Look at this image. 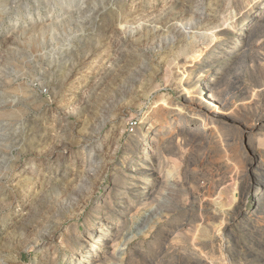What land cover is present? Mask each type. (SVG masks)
Returning a JSON list of instances; mask_svg holds the SVG:
<instances>
[{
    "label": "rangeland",
    "instance_id": "rangeland-1",
    "mask_svg": "<svg viewBox=\"0 0 264 264\" xmlns=\"http://www.w3.org/2000/svg\"><path fill=\"white\" fill-rule=\"evenodd\" d=\"M263 41L264 0H0V264H264V91L193 126Z\"/></svg>",
    "mask_w": 264,
    "mask_h": 264
},
{
    "label": "bare ground",
    "instance_id": "bare-ground-1",
    "mask_svg": "<svg viewBox=\"0 0 264 264\" xmlns=\"http://www.w3.org/2000/svg\"><path fill=\"white\" fill-rule=\"evenodd\" d=\"M42 2V1H41ZM222 25V24H221ZM179 26V25H178ZM195 43V42H194ZM193 48L196 47L195 44H193ZM85 48V47H84ZM261 50H262V54H260L261 58L259 59V63H258V67H259V74L261 75L260 76V80L258 82V84L255 85L256 87V91H254L253 93L251 94H248L246 97L244 98H241L243 102H241L239 105H235L233 103H230V102L227 100V93L224 91V90H220L221 87L219 86L218 87V95L214 92L213 90V84L212 82H208V85H207V88L208 90L206 91V94L207 95H202V101H200V103H202L204 106L203 108L202 107H196V109L194 108V112L195 114L200 117L199 120L197 121H193V124L195 123V127H197V129H201V131H205L206 130V126H204V117L207 118V116H209V122L208 123H211L212 121V118H217L218 117V123L221 124L222 128L227 126L229 123H232L233 120H234V116H235V113L237 112L238 108H246L250 105H252L255 101V97L259 95V92H263L264 91V41L262 42V47H261ZM93 51V50H92ZM196 52V51H195ZM226 52V51H225ZM241 52V51H240ZM197 53V52H196ZM195 54V53H194ZM200 54V53H199ZM193 60V59H192ZM177 70V69H176ZM182 78V77H181ZM181 81V80H180ZM217 81V80H216ZM180 83V82H179ZM181 85H183V83H180ZM188 84V81L187 83ZM182 87V86H181ZM183 91H186L187 92V96L185 97V100H192L193 97L190 95V91H188V88L186 86L183 87L182 89ZM215 91H217L215 89ZM237 91V90H236ZM230 97V96H229ZM164 100V99H163ZM191 102V101H190ZM168 104V103H167ZM184 104V103H183ZM196 104V103H195ZM193 107V106H192ZM211 109V110H210ZM213 109V110H212ZM177 113V112H176ZM262 114V113H260ZM178 116V115H177ZM178 118V117H177ZM216 121V120H215ZM242 122V121H241ZM213 123V121H212ZM239 123V122H238ZM203 125V126H201ZM260 125L264 128V121L262 122V124L260 123ZM208 126V125H207ZM260 126V127H261ZM229 127V126H228ZM259 127V128H260ZM254 128V126H253ZM214 131H217V129L213 128ZM220 132V134H219ZM258 132V131H257ZM189 134V133H188ZM187 134V135H188ZM218 136L221 138V137H224L225 134L222 132L221 130V127L218 126ZM203 135V134H202ZM178 136V135H177ZM183 138V137H182ZM194 138V136H193ZM187 139V138H186ZM228 139V138H227ZM226 139V140H227ZM184 141V140H183ZM222 141L224 142L223 139H221V145L224 146V144H222ZM263 141V140H262ZM183 143V142H182ZM187 144V143H186ZM263 144V142L261 143ZM180 146V145H179ZM182 148V147H181ZM183 150V148H182ZM228 152V151H227ZM227 156V155H226ZM258 162V161H257ZM237 174V173H236ZM251 176V175H250ZM232 177V176H231ZM232 180V178H231ZM237 182V180H236ZM249 183V182H248ZM223 193V192H221ZM219 195V194H218ZM221 196V195H220ZM219 197V196H218ZM200 254V253H198ZM203 260V259H202Z\"/></svg>",
    "mask_w": 264,
    "mask_h": 264
}]
</instances>
